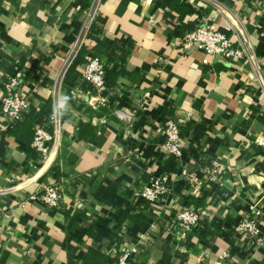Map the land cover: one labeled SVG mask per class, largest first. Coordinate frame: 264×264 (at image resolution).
<instances>
[{
	"label": "crops",
	"instance_id": "obj_1",
	"mask_svg": "<svg viewBox=\"0 0 264 264\" xmlns=\"http://www.w3.org/2000/svg\"><path fill=\"white\" fill-rule=\"evenodd\" d=\"M93 1L0 0V264H118L123 252L132 264H258L264 260V0H187L192 12L185 17L234 40L221 6L229 9L259 72L247 59L183 48L179 15L159 0H100L85 57L100 58L114 77L102 93L83 77L79 84L66 80L71 97L66 93L51 152L30 157L12 133L15 121L1 110L4 83L23 70L25 116L52 102V83ZM119 108L133 112L134 122L121 121ZM167 118L180 127V157L164 145ZM81 123L94 134L81 137ZM157 175L170 177L171 190L147 201L139 190ZM46 185L59 188L58 206L38 197ZM185 208L199 214L189 229L178 220ZM252 208L263 213L256 240L236 229Z\"/></svg>",
	"mask_w": 264,
	"mask_h": 264
},
{
	"label": "built area",
	"instance_id": "obj_2",
	"mask_svg": "<svg viewBox=\"0 0 264 264\" xmlns=\"http://www.w3.org/2000/svg\"><path fill=\"white\" fill-rule=\"evenodd\" d=\"M94 8L92 14L89 16L87 22L84 24L82 31L74 45L73 51L67 58L63 68L58 72L55 80L51 86L52 92V114L47 122L38 123L35 126V134L32 146L37 154L38 159L46 158L51 152L49 142L54 138L53 130L58 131L63 121V108L58 107V102L61 97L66 96V73L71 66L74 59L77 57L80 49L84 46L85 40L88 36L90 24L92 23L100 0H94ZM224 14L230 28L234 32L236 38L231 40L223 31L217 30L210 24L195 27L193 30L187 31L182 39L181 45L185 49L198 48L204 50L207 54L213 56H221L223 60L230 59H247L253 64L255 71L261 70L257 61V56L254 48L249 44L245 35V30L237 19V17L227 8L222 7ZM234 17V21L230 18ZM82 77L90 82L99 93L104 92L108 88L107 73L104 62L98 58H89L85 63L82 71ZM23 70H18L13 76L9 77L8 81L3 86V98L1 110L4 114L9 116L15 122L21 121L25 117L28 108L26 99L20 93L18 87L23 79ZM94 100V99H92ZM104 100V98H102ZM91 104L94 105L93 101ZM118 118L126 124H131L135 120L133 112L123 109H116ZM166 139L164 145L169 154L174 156L183 155L182 134L178 123L172 118H167L163 123ZM208 170H212L208 168ZM184 176L193 179L194 172L185 167ZM171 180L167 175H157L152 177L149 181H145L139 190V195L147 201H158L168 194L171 190ZM36 198L35 195L31 196ZM44 203L49 206H58L61 199V193L56 185H46L38 196ZM5 215V212L0 210V220ZM263 213L259 209H254L246 213L243 218L236 225V229L240 235L246 239L256 240L260 235V220ZM178 220L181 225L189 229L192 225L199 221V214L190 209H182L178 213ZM228 254L224 253L221 258L227 257ZM130 252H123L120 256L118 264H132L130 262Z\"/></svg>",
	"mask_w": 264,
	"mask_h": 264
},
{
	"label": "trees",
	"instance_id": "obj_3",
	"mask_svg": "<svg viewBox=\"0 0 264 264\" xmlns=\"http://www.w3.org/2000/svg\"><path fill=\"white\" fill-rule=\"evenodd\" d=\"M159 1L161 2V5L164 8H169L178 13L179 21H180L179 33L181 36H183L187 31L193 30L196 27V25L192 21H185V17L191 14L192 12L189 5L187 4V0H159ZM84 47L85 45L82 46L77 57L74 59V61L72 62L71 66L69 67L66 73V80L71 83L79 84L81 82L82 73L80 70H78V67L79 65L87 62V58L85 57L86 49ZM116 49H117L116 46L113 45V49H112L113 54L116 53ZM105 69L107 73V80L113 78L114 75H112L111 70L106 64H105ZM120 72L121 71H118L117 74H119ZM111 84L113 85V83ZM65 90L67 95L71 97V88L65 85ZM52 110H53L52 102H48L40 108H31V110L24 117V119L15 122L14 124L15 128L14 130H12V133L17 139L21 140L25 144L26 152L30 157L37 158V154L32 146V142L35 134V126L38 123L47 122L52 114ZM93 134H94V127L91 124L81 123V130H80L81 137L92 136ZM91 254H89V257L88 256L86 257L87 262H90L89 258ZM258 264H264V260L260 261Z\"/></svg>",
	"mask_w": 264,
	"mask_h": 264
},
{
	"label": "clouds",
	"instance_id": "obj_4",
	"mask_svg": "<svg viewBox=\"0 0 264 264\" xmlns=\"http://www.w3.org/2000/svg\"><path fill=\"white\" fill-rule=\"evenodd\" d=\"M67 100H68V97H61L58 102V107L64 108Z\"/></svg>",
	"mask_w": 264,
	"mask_h": 264
}]
</instances>
